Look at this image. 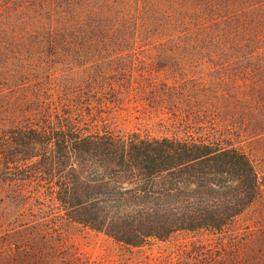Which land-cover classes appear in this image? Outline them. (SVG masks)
<instances>
[{"label": "trees", "instance_id": "trees-1", "mask_svg": "<svg viewBox=\"0 0 264 264\" xmlns=\"http://www.w3.org/2000/svg\"><path fill=\"white\" fill-rule=\"evenodd\" d=\"M243 1L253 5L243 11L242 33L231 46L236 64L228 76L238 84L227 86L224 100L231 111L238 105L245 115L244 121L239 119V137L264 134V0ZM58 2L63 4L55 0L50 7L57 20L43 37L50 52L46 56L54 59L49 69L66 63L69 51L64 24L59 22L64 11ZM3 52L0 170H16L21 188L34 183L37 210L29 230L0 233V264H86L68 251L60 219L134 248L150 240L166 241L179 232H209L228 240L218 241L225 248L215 250L216 264H264V236L252 234L246 240L229 235L234 220L264 195V176L236 145L238 136L231 129L238 131V126L228 127L226 133L212 128L157 138L148 133L124 134L110 119L94 117L97 110L117 104V96L122 98L135 85L141 93L154 95L158 105L167 101L175 114L184 106L195 116L201 115L195 105L201 110L207 104L220 106V92L211 91L208 97L216 94V99H206L208 103L192 102L186 90L173 99L174 86L162 89L151 81L153 77H144L150 71H125L126 84L121 78L124 72L118 70L110 82L100 81L106 76L103 70L87 73L89 81L82 83L81 74L66 73L58 79L40 63L18 67L12 62L16 56ZM107 91L116 99L103 100ZM168 97L171 100H165ZM214 111L219 118L220 111ZM13 200L22 202L20 196ZM247 242L253 247L249 251L244 249ZM207 247H194L191 252L197 256L181 257V263L208 264Z\"/></svg>", "mask_w": 264, "mask_h": 264}, {"label": "rangeland", "instance_id": "rangeland-1", "mask_svg": "<svg viewBox=\"0 0 264 264\" xmlns=\"http://www.w3.org/2000/svg\"><path fill=\"white\" fill-rule=\"evenodd\" d=\"M54 2L0 0V50L10 58L16 56L12 62H17L18 67L40 63L58 79L66 73L81 74L80 83L89 81L88 74L94 70L106 73L100 78L101 82L112 81L115 72L122 71L125 84L128 81L125 71L135 70L137 74L150 71L144 77H153L150 80L162 89L174 86L173 99L182 97L180 93L186 90L192 102L208 103L206 99H216V94L208 97L211 91L220 92L223 96L220 106L208 107L207 104L206 110L194 106L200 109V116L189 114L191 109L184 106L175 114L167 101L158 105L154 95L141 93L135 83L122 98L117 96V104L97 110L94 117L110 119L124 134L148 133L157 138L183 136L187 131L200 134L212 128L224 131L232 125L238 126V131L231 129L238 136L234 137L236 145L251 156L264 176V134L239 137V119L244 121L245 115L238 105L231 111V106L227 108L224 101L227 86L238 84L228 77L232 76L236 64L232 61L236 52L231 46L242 33L244 9L253 4L243 0H63V4L58 2L64 11L59 22L64 24L69 40L68 57L66 63L60 62L49 69L54 59L46 56L50 52L43 37L48 36L51 25L57 20L50 12ZM36 56L39 58L34 59ZM138 79L143 80V77L138 76ZM107 92L103 93V100L116 99L111 91ZM214 110L220 111L219 118ZM5 177L13 181H3ZM19 196L22 202L28 201V205L20 206L22 202L13 200ZM36 210L34 183L21 188L16 170L1 168L0 233L29 230L36 219ZM46 210L49 212L48 208ZM58 222L68 251L86 264H182L181 257L185 260L196 257V252L191 250L206 245L209 252L206 261L216 264L213 256L218 253L215 250L221 247L224 252L225 248L217 245L218 241L228 242L227 238L219 239L222 236L209 232H179L166 241L150 240L134 248L83 225L63 219ZM230 234L246 240L252 234L264 236V195L234 220ZM252 248L249 242L244 246L246 251Z\"/></svg>", "mask_w": 264, "mask_h": 264}]
</instances>
